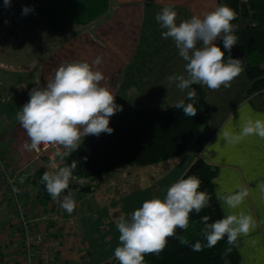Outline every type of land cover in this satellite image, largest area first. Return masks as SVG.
I'll return each mask as SVG.
<instances>
[{"label": "crops", "instance_id": "1", "mask_svg": "<svg viewBox=\"0 0 264 264\" xmlns=\"http://www.w3.org/2000/svg\"><path fill=\"white\" fill-rule=\"evenodd\" d=\"M108 3L107 12L100 19L94 20V25L75 32L77 34L75 37L78 39L76 42L64 43L65 40L60 36V41L57 40L56 45L49 42L48 44L51 45L47 48L50 51V62L41 66L40 70H37L36 66H0V116H7L9 119L10 124L6 120V126H11L13 138V143L9 146L6 143L7 140L1 137L0 153L5 160H9L8 163L13 169L20 172L18 194L30 213L35 212L39 207V203L34 198L37 187L34 185V180L41 179L43 173L38 174V171L40 169L49 173L57 171L64 167L66 156L62 160L53 155L54 157H44L36 161L32 151L22 147L25 142L30 141L26 131L16 119V115L26 103L24 99H30L29 92H26L21 100L20 95L15 96L16 92L12 87L11 99H4V94L11 87L10 84L4 83L8 82V79L13 82V86L41 87L46 85L47 80L54 77L55 71L62 63L81 61L88 62L94 70L104 74L105 80L101 82L102 86L107 87L116 96L115 103L122 107V111L116 113L150 107L171 108L187 96V90L182 92L174 83L169 85L167 82V77L173 74L187 76L184 67L186 62L179 56L171 38H162L163 30L155 20V13L159 10L161 12L166 6L171 7L177 12V23H180L193 15L202 17L207 11L200 12L193 7V0H117L119 9L116 13L110 14L111 0H108ZM213 7L216 8L217 4ZM31 9H33L32 14L22 19L26 18L27 23H37L43 35L50 37L51 33L41 22L35 1ZM114 27L121 29L120 36L116 38L119 49L112 44L111 29ZM24 33L30 32L24 30L22 35ZM59 45L63 46L60 54L56 55L54 49ZM18 47H21L19 43ZM96 57L102 58L101 64H93ZM226 60L227 56H225ZM111 66H117V68L114 69ZM116 76L121 79L113 85L112 78ZM125 77H127L126 82L130 83L128 86L126 84V87L121 86ZM120 87L124 89L118 92L117 89ZM202 87L210 107L208 121L213 131L212 136L197 155L184 152L152 168V172L157 174L159 181L164 183L160 199L165 196L167 189L173 183L182 178L195 160H202L215 168L216 174L212 181V188L224 216L243 212L256 221L254 230L247 236L240 235L237 239L236 248L241 264H264V139L253 135L245 137L237 144H226L222 135L223 131L239 133L249 118L264 119V91L247 94L249 82L243 72L232 81L231 87L221 86L215 91L208 89L207 86ZM156 89L157 91H153ZM7 103L9 106L4 107L3 105ZM0 123L5 122L0 120ZM2 132L4 131L0 130V133ZM74 183L89 185L98 191L114 185L112 178L103 177H96L91 181L76 180ZM241 188L247 189L248 196L238 209L228 208L223 200L219 199ZM90 195L85 196L89 198ZM72 196L76 203L75 210L69 214L60 207V210L56 212L61 224L57 230V237L61 240L57 259L62 264L107 263L114 257L112 254L115 249L108 252L102 250L100 253L97 251L91 253L90 247L88 250L86 238L88 232L84 223L89 220H84V216L92 211L84 202V199H88L84 194L73 193ZM83 206L84 212H82ZM120 216H115V221L106 217L105 223L115 224ZM0 220L4 221L0 223V264H21V258L18 257L20 253L16 250V214L8 189L1 181ZM74 225L79 227L82 234L75 233ZM100 225L101 222H98L97 227ZM83 247L86 251L78 252Z\"/></svg>", "mask_w": 264, "mask_h": 264}, {"label": "clouds", "instance_id": "2", "mask_svg": "<svg viewBox=\"0 0 264 264\" xmlns=\"http://www.w3.org/2000/svg\"><path fill=\"white\" fill-rule=\"evenodd\" d=\"M4 6L10 7L11 0H4ZM31 11L33 9L26 6L22 15ZM236 18L235 11L226 5L217 6L202 17L193 15L179 24L177 12L171 7L166 6L156 14L155 20L163 30L162 38H171L179 56L186 62L187 76L173 74L167 77V82L169 85L174 83L182 92L187 90V100L193 101L197 95L193 85L207 86L214 91L221 86L231 87L232 81L244 71L242 60L230 55L239 39L235 34L238 28L233 24ZM218 39L222 41L224 50L217 46ZM225 51L229 53L226 61ZM101 63V57L93 61L94 65ZM104 80V74L94 70L88 62L62 63L44 87L30 90V99L16 115L30 140L22 147L27 151H39L41 145H51L56 149L54 156L62 160L79 148L82 138L99 136L101 133L111 134L113 129L109 127V118L117 111H122V107L115 103L116 96L102 86ZM174 107L181 109L187 117L197 114L193 103L186 104L181 100ZM222 135L226 144H237L253 135L264 139V119L249 118L239 133L223 131ZM77 167L78 162L74 160L53 173L44 172L41 177L51 198L59 201L69 214L75 210L76 203L70 191L63 196L62 193L68 189ZM201 184L198 176H186L167 189L163 200H145L129 217L120 216L117 221L120 244L114 250V258L119 264H145V256L159 255L167 246L169 238L186 243L177 234V229L187 231L190 214L193 211L199 214L210 206L212 200L211 194L200 190ZM247 196V189L241 188L219 199L228 208L238 209ZM209 220L208 215L201 217L205 242L197 240L190 245L192 251L212 249L225 237L229 246H235L240 235L247 236L256 227L253 217L243 212L211 223ZM231 250L228 247L221 253L225 264H229L226 257Z\"/></svg>", "mask_w": 264, "mask_h": 264}, {"label": "trees", "instance_id": "3", "mask_svg": "<svg viewBox=\"0 0 264 264\" xmlns=\"http://www.w3.org/2000/svg\"><path fill=\"white\" fill-rule=\"evenodd\" d=\"M217 6L226 5L236 13L233 21L238 28L237 45L231 50V57L241 59L244 66V75L250 89L249 94L264 91V0H215ZM41 22L53 34L63 35L74 25H85L103 16L108 10V0H35ZM217 46L223 49V43L218 39ZM225 56L229 53L225 51ZM197 95L193 103L197 108L194 117H187L181 109L174 106L167 109L144 108L130 109L116 113L109 118L111 134L101 133L99 136L88 135L82 138L79 148L71 155L66 156L64 167L78 162L77 169L69 181L68 191L89 195L94 192L93 187L75 184L76 180H93L96 177L111 179L120 171L135 166H150L162 161L190 152L194 156L207 144L212 136L207 114L209 103L205 90L201 85H193ZM1 154V153H0ZM45 171L40 169L38 174ZM215 168L210 167L202 160H195L182 178L189 175L198 176L201 181V191L211 194L210 206L199 214L194 211L190 214L188 230L177 229L186 243L169 238L167 246L159 255L145 256V264H225L221 253L228 247L231 252L226 257L229 264H241L236 245L229 246L222 239L212 249L194 252L190 245L197 240L204 243L200 223L201 217L208 215L209 223L224 216L215 197L212 181L215 178ZM36 187L35 200L39 208L46 210L51 196L46 191L42 179L34 180ZM18 253L20 251L16 249ZM114 264H119L116 261Z\"/></svg>", "mask_w": 264, "mask_h": 264}, {"label": "rangeland", "instance_id": "4", "mask_svg": "<svg viewBox=\"0 0 264 264\" xmlns=\"http://www.w3.org/2000/svg\"><path fill=\"white\" fill-rule=\"evenodd\" d=\"M34 1L35 0H11V6L5 7L4 0H0V66H6V67L36 66V69L40 70L41 66H45L46 63L48 64L50 62L49 60L50 51L47 48L49 45L51 44L56 45L57 44L56 41L57 40L60 41V37H62L65 40L64 43H68V44L74 43L76 42V40H78L75 37L77 35L75 32L83 29L84 27L94 25V20H93L85 25H74L63 35L62 34L56 35L48 30L49 33H51L49 35L50 37L44 36L43 32L41 31V28L38 26L37 23L36 24H31L29 22L27 23L25 21L26 18L22 19V17L26 16V15H22L23 8L26 6L31 8L32 4L34 5ZM211 1L212 0H193V7L197 8L200 12H206V11L210 12L212 11V8L213 10L215 9L213 5L215 6L216 4V2H214L213 0L212 1L213 5H212V3H210ZM110 9H111L110 14L116 13V11L119 9L117 0H111ZM159 12L160 10L155 14ZM28 14H32V12H29ZM100 18L101 17L97 18L96 20ZM22 20L24 21L22 22ZM13 23H16V25H13ZM91 29H93V27H91ZM24 30L25 32H30V33H24V35H22ZM111 31L113 33L112 35L113 47L119 49L120 47L118 45V41L116 40V38L120 36L121 29L118 27H114L111 29ZM16 42H18L21 47H18V43ZM49 42L51 44H48ZM62 46L63 45H59L58 47H56V49H54L56 55L60 54V49ZM111 68L115 69L117 68V66H111ZM101 70L103 71V66H101ZM120 79L121 77L118 76L113 77L112 78L113 85H115ZM126 81H127V77L124 78V83L121 84V86L123 85L124 87H126V84L127 86L130 84ZM4 83L11 85L10 89L7 90V92L4 94L5 95L4 99L11 97L12 87L13 90L16 92L15 96L18 97L20 95L21 100H23V96L26 92H30V90L34 88V87L22 88L20 86H13L12 85L13 82H11L10 79H8V82H4ZM41 87L44 86L41 85ZM124 87L118 88L117 91L119 92V90L124 89ZM249 89H250V85H249ZM153 91H157V89ZM247 94H248V90H247ZM24 101L27 102L28 99H24ZM7 105L8 103L4 104L3 106L6 107ZM3 117L4 116H0V120L2 122H5L4 124L0 123V130L4 131L0 133V139L1 137H3L4 140H7L6 142L7 145L11 146L13 143L11 126L10 125L6 126L9 119L7 118V116L4 118ZM8 123L10 124V121ZM54 152L55 150L49 153H45L42 157L51 158L54 155ZM185 154H190V153L185 152ZM34 159L36 160L35 154H34ZM8 161L9 160H6L5 163L7 164ZM162 162L150 166H143V167L135 166L120 171L119 173H117L112 177L114 181V185L112 187L111 186L107 187L102 191L100 190L98 191L97 189H94V192L90 195L89 198L84 195L86 198H88V199H84V202L86 205H89L92 211L90 214L84 216V220L86 221L89 220L87 223L84 224L86 225L88 232V234L86 235L87 244H88L87 248L88 250L89 247L91 248L90 249L91 253H94L95 251L100 253L102 250L108 252L110 250H114L120 244L119 232L116 227L117 222H115V224H112L111 222L106 224L105 223L106 217L110 219H114V221H115V216L123 215L127 218L130 216V214L133 211L141 207L142 203L145 200L160 198V196L163 193L161 188L164 189L163 188L164 183L162 184L159 181V178L156 176L157 174L152 172V168L161 164ZM18 186H20V182H18ZM165 196L161 199L163 200ZM84 206L82 207V212H84ZM1 222L4 221L0 220V223ZM98 222H101V225L99 227H97ZM74 229L77 231V232L75 231V233L78 234L81 233V230L79 231L78 226L74 225ZM79 246L82 247L81 245ZM82 250L86 251V248L83 247V249L78 250V252ZM112 255H114V253ZM18 257H20V254H18Z\"/></svg>", "mask_w": 264, "mask_h": 264}, {"label": "built area", "instance_id": "5", "mask_svg": "<svg viewBox=\"0 0 264 264\" xmlns=\"http://www.w3.org/2000/svg\"><path fill=\"white\" fill-rule=\"evenodd\" d=\"M53 150L56 149L51 145H41L40 150L33 153L38 160ZM5 162L0 154V181L8 189L16 214V247L20 251L21 264H62L57 259V252L61 246V240L57 237V230L61 224L57 219L59 217L56 216L61 207L59 201L51 198L46 210L38 207L35 212L30 213L18 194L20 172ZM116 261L113 257L103 264H114Z\"/></svg>", "mask_w": 264, "mask_h": 264}]
</instances>
